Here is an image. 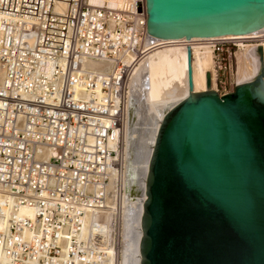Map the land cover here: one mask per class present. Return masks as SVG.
Listing matches in <instances>:
<instances>
[{
  "label": "built area",
  "instance_id": "built-area-1",
  "mask_svg": "<svg viewBox=\"0 0 264 264\" xmlns=\"http://www.w3.org/2000/svg\"><path fill=\"white\" fill-rule=\"evenodd\" d=\"M242 41L256 53L264 29ZM165 43L147 33L145 0H0V187L12 194L0 264H121L125 188L114 179L109 195L110 169H123L131 76ZM208 43L233 90L243 47ZM87 212L97 221L82 233Z\"/></svg>",
  "mask_w": 264,
  "mask_h": 264
},
{
  "label": "water",
  "instance_id": "water-1",
  "mask_svg": "<svg viewBox=\"0 0 264 264\" xmlns=\"http://www.w3.org/2000/svg\"><path fill=\"white\" fill-rule=\"evenodd\" d=\"M160 38L251 33L264 0H145ZM165 111L146 175L140 264H264V78L195 91Z\"/></svg>",
  "mask_w": 264,
  "mask_h": 264
},
{
  "label": "bare ground",
  "instance_id": "bare-ground-1",
  "mask_svg": "<svg viewBox=\"0 0 264 264\" xmlns=\"http://www.w3.org/2000/svg\"><path fill=\"white\" fill-rule=\"evenodd\" d=\"M262 29L264 26L251 33L192 38L165 39L150 35L153 41L167 43L155 48L141 61L131 76V89L123 133V169L119 175L113 174L114 169H110L112 174L109 195H112L114 190V179H121L125 188L123 193L124 247L121 251V264H140L141 215L146 197L145 183L149 159L163 113L189 92L186 46L189 44L192 50L193 89L195 91L207 89V72H210L211 76L210 87L216 89V68L208 39L235 37L239 40L243 49L238 53L234 77L237 82H241L252 79L262 66L260 53L258 51L255 53L252 44L243 42L242 38ZM260 44L262 45L264 73V41ZM88 65L97 68L107 66L97 61H89ZM11 199L12 194L0 187L1 213L8 211ZM17 211L19 214L30 216L34 212L27 205H20ZM114 217L113 212L109 211L108 220L113 222ZM95 221H97V215L87 212L83 217L82 233L89 232L95 226ZM6 222V219L0 216V226L6 225Z\"/></svg>",
  "mask_w": 264,
  "mask_h": 264
},
{
  "label": "rangeland",
  "instance_id": "rangeland-1",
  "mask_svg": "<svg viewBox=\"0 0 264 264\" xmlns=\"http://www.w3.org/2000/svg\"><path fill=\"white\" fill-rule=\"evenodd\" d=\"M215 86H216V90H217L220 94H221V93H224V92H226V91H228V89L230 88L229 85H224V83L219 82V81L216 82ZM229 91H231V90H229ZM123 243H124V239H123ZM123 247H124V246H123ZM123 247H122V250H123ZM122 250H121V251H122Z\"/></svg>",
  "mask_w": 264,
  "mask_h": 264
}]
</instances>
